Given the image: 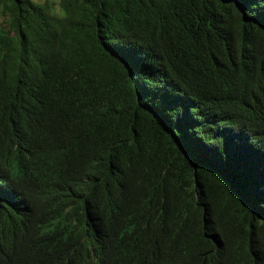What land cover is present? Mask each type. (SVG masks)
<instances>
[{"label": "trees", "instance_id": "obj_1", "mask_svg": "<svg viewBox=\"0 0 264 264\" xmlns=\"http://www.w3.org/2000/svg\"><path fill=\"white\" fill-rule=\"evenodd\" d=\"M0 15V264H264V0Z\"/></svg>", "mask_w": 264, "mask_h": 264}, {"label": "rangeland", "instance_id": "obj_2", "mask_svg": "<svg viewBox=\"0 0 264 264\" xmlns=\"http://www.w3.org/2000/svg\"><path fill=\"white\" fill-rule=\"evenodd\" d=\"M36 3H42L43 1H48L51 2L52 4L56 5L57 4V0H32ZM4 22V17L0 15V24H3Z\"/></svg>", "mask_w": 264, "mask_h": 264}]
</instances>
